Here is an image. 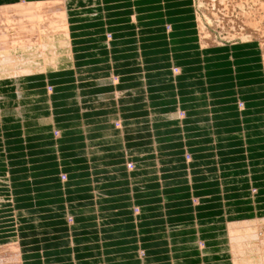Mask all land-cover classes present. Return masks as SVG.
<instances>
[{
  "label": "crops",
  "instance_id": "obj_1",
  "mask_svg": "<svg viewBox=\"0 0 264 264\" xmlns=\"http://www.w3.org/2000/svg\"><path fill=\"white\" fill-rule=\"evenodd\" d=\"M193 3L101 0L70 24L72 62L0 78V115H33L0 122V243L20 234L24 264L234 261L227 221L264 210L262 57L202 48Z\"/></svg>",
  "mask_w": 264,
  "mask_h": 264
},
{
  "label": "bare ground",
  "instance_id": "obj_2",
  "mask_svg": "<svg viewBox=\"0 0 264 264\" xmlns=\"http://www.w3.org/2000/svg\"><path fill=\"white\" fill-rule=\"evenodd\" d=\"M26 1L27 3L25 5L24 4L22 6L20 5L18 6V8L13 7V5H17V4L19 5L23 1L8 5H0V78L1 77L4 78L8 76L10 77L14 75L17 76L22 74V72L28 73L39 70L42 71V73L44 74H48L54 68L56 69L59 68L63 64V62H67L68 60H71L72 62L73 59L72 48H71V41L69 34L70 26H71L70 24L74 20L94 18L102 8L101 0H37V1L26 0ZM207 1H210V3L212 4L211 5L209 3L211 7L214 6L215 8L217 6L226 4V2H229L227 0L226 1L207 0ZM193 4L195 7V3ZM209 4L207 6L208 8H209ZM259 8L261 9V7ZM198 22H197V30L199 31L198 40L202 48L225 45L223 41L221 42L214 40L211 36H209L210 31L206 30L203 27V25H201L199 20ZM247 26L243 25L242 28L248 29L249 32L251 33L258 32L262 34V37H264V31L262 29H259L257 24H252L251 22H247ZM240 41L243 42V40ZM259 46H260V57H262V65L264 66L263 47L262 44H260ZM172 71L174 75L179 74L180 68L174 67L172 68ZM10 72H20V73L15 74ZM47 90L48 93L52 91L50 87H48ZM1 97H3V95H1L0 93V103H1ZM18 106H21V104ZM241 108H243L242 105ZM17 114L18 115H14L11 112L7 115H0V122H3L4 124L6 123L8 124L9 127H12L13 124L14 125L21 123L23 124V122L26 119L33 118L32 112H26V114L25 113H17ZM175 114H172L170 116L171 117L175 116L176 119L177 117L180 118L183 115L179 112ZM116 124L120 125V121L119 123L116 122ZM46 127H48V125ZM52 132H53V128H52ZM53 135H55V138L60 136L59 132L55 130L53 132ZM12 142H13L12 144H18V146L20 147L23 144V143L21 144V142H23L21 139H15ZM19 143L21 145H19ZM27 145L28 144H26V146ZM18 146L15 145V147ZM20 147L18 148L20 149ZM18 148H13V150L16 152H13L11 154L7 153L8 156L7 155L6 156L9 159H12V161L15 162L16 164H20V163L22 164L25 161L21 160V154H24L25 156V151L22 150V152H19ZM5 151H7V149ZM187 158H189V155H187ZM262 160L263 161L261 162L264 164V159ZM133 167L134 165L132 163H128L129 169H132ZM60 177L63 183L67 179L65 174H61ZM260 192L263 191L260 189ZM252 197H254L253 198L254 200L256 196H252ZM255 208L258 209L257 203L255 205ZM135 211L136 213H138L139 208H136ZM72 222L73 221H71V223ZM252 224L255 225L251 226ZM259 225L261 226L257 228ZM200 227H202V225H200ZM227 227L229 233H231V231H229L230 229H233V231H235V233L233 232L231 233L233 238H236L237 240L236 243L240 248H244V251L241 252V254L243 255L242 257L241 254L237 256L234 254L235 258L238 259L236 260L235 264H264V216H261L259 219L249 218L245 220H230L227 221ZM19 235H17L18 239L15 238L14 241L0 243V264H24L25 258L23 259L21 245H20L21 237H19ZM228 244H230L229 241ZM74 258H75V260L73 259V261H75L74 264H81L80 260L76 259V257Z\"/></svg>",
  "mask_w": 264,
  "mask_h": 264
},
{
  "label": "rangeland",
  "instance_id": "obj_3",
  "mask_svg": "<svg viewBox=\"0 0 264 264\" xmlns=\"http://www.w3.org/2000/svg\"><path fill=\"white\" fill-rule=\"evenodd\" d=\"M227 1L229 2H226V4L217 6L215 8L214 6L211 7L212 4L210 3V1L194 0L193 1L195 3L194 10H195V15L197 16V22L199 20L201 25H203V27L206 30L210 31L209 36H211L214 40L221 41V42L223 41L224 44L231 43V42H237V41L239 42L240 40H243L242 43H256L257 45L262 44L263 52H264V40H262L264 39V37H262V34L258 32L251 33L249 32L248 29L242 28L243 25L247 26V22H251L252 24H257L259 29H262L264 31V25H263L264 24V7H263L264 0H260V2L259 0H227ZM26 3L27 1L23 0L21 4L13 5V7L18 8V6L20 5L22 6L23 4L25 5ZM208 4H209V8L207 7ZM259 7H261L262 10ZM250 41H253V42H250ZM10 73L19 74L20 72H10ZM22 73H25V72H22ZM262 170L264 169H260L259 171H262ZM257 194L263 195V192H260V189L254 190L252 196H257ZM257 210L258 209L255 208V211ZM256 215L258 216H256L255 219H259L261 216H264V213L263 211L262 212L257 211ZM254 225L255 224H252L251 226H254ZM260 226L261 225H259L257 228H259ZM229 231H231V233L232 232L235 233L233 229H230ZM231 233L228 232V241L230 243L228 244L229 245L228 248H229L230 255H231V252L233 251V256L230 257V259L232 260L234 259L235 262L232 261V264H235L236 260H238L235 258V255L236 256L240 255L241 252L244 251V248H240L237 245L236 243L237 240L236 238H233ZM242 256L243 255L241 254V257Z\"/></svg>",
  "mask_w": 264,
  "mask_h": 264
}]
</instances>
